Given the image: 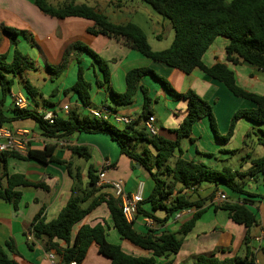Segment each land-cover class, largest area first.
Instances as JSON below:
<instances>
[{
	"label": "trees",
	"instance_id": "16d2710c",
	"mask_svg": "<svg viewBox=\"0 0 264 264\" xmlns=\"http://www.w3.org/2000/svg\"><path fill=\"white\" fill-rule=\"evenodd\" d=\"M150 5L158 14L170 21L175 38L172 45L160 52L152 50L144 31L135 24L128 23L117 25L112 23L101 11L86 4H77L74 0H67L61 5L54 6L49 0H34L35 5L45 15L57 19L78 17L90 20L94 23L89 33L95 36L103 35L118 40L131 49L140 53L143 57L164 63L185 74H190L195 69L203 71L207 76L223 83L236 97L244 98L256 104L253 110H240L231 120L230 128L225 136H222L216 126L213 106L193 90L185 94L177 93L170 82L148 67L135 68L127 72L126 91L117 93L111 88V73L109 63L101 58L94 50L82 41H76L68 45L60 64L47 68L58 78L65 72L72 61L77 62V80L65 94L70 92L77 95L84 108L92 104V83L85 77V67L82 55L87 54L103 74V81L97 80L98 87H106L111 91L114 105L110 106L115 111L119 107H128L134 104L139 90L144 95L143 112L131 125L114 126L112 123L91 117L82 113L77 107L70 109L68 115L59 116L54 124H48L43 116L35 111L15 108L11 110L12 117H8L5 110V100L15 85V79L27 71H35L37 64L18 49V38L24 37L35 45L33 35L27 31H21L1 24V35L7 37L13 48L12 60H8V54H0V88L2 99L0 100V126H7L13 120L33 119L38 124L43 135L50 139L68 138L70 136L86 134H105L120 148L122 155L127 156L150 175L154 187L151 193L138 205V215L157 220L153 213L142 208L144 204H150L152 211L164 210L167 215L162 222L168 221L174 215L196 209L195 214L182 225L178 233L163 232L156 234L150 231L148 234L139 233L134 223H129L123 214L120 200L113 195L102 193L103 188L97 187L98 176L93 166L88 168V183L84 184L82 169L75 167L74 162L61 161L52 155V150L46 147L44 151H29L26 156L16 153L3 155L1 164L7 167L9 158H17L25 161H37L42 164L56 163L66 165L67 172L73 180L72 194L58 217L52 221H46L43 210L33 220L29 233L34 241L29 242L30 247L34 243L41 244L47 253L57 256L59 264H82L89 249L96 245L101 255L111 260V264H155L156 258H164L163 264H173L172 256L181 249L184 238L195 227L205 211V203L208 199L194 201L188 190L198 187L203 183H211L216 186L224 185L228 190L252 197L244 190V180L253 178L258 180L264 177V155L251 161V168L246 172L233 171L230 167L216 170L204 163L187 160L183 157L182 141L192 139V130L196 122L208 118L216 138L227 143L234 135L236 125L242 118L258 125H264V94L248 92L237 84L234 71L224 63H216L207 67L202 59L217 37H225L230 42L226 47L227 60L233 64L247 62L264 71V0H141ZM150 75L159 81L177 99L187 102V115L180 126L173 130L175 140H169L161 135L151 137L146 132L144 120L153 116L152 103L149 89L141 84L144 76ZM25 95L29 102L42 96L41 91L28 80L25 85ZM54 89L52 96L57 94ZM52 105L50 102H46ZM249 137V134L246 136ZM258 144L264 147V130ZM72 157H79L88 162L91 159V149L88 146H69ZM175 154L177 159L171 163ZM0 176V199L12 204L15 208L22 199L21 187H36L48 190L43 182L33 183L22 174H4ZM178 186H181L178 189ZM194 193V192H193ZM215 193L209 197L212 200ZM251 203L247 198L242 203H223L216 209L228 211L230 218L237 224L250 228L257 224V217L247 204ZM105 204L109 210L112 227L120 235L121 239L133 246L151 253L150 257H135L125 253L120 245L108 241L107 225L95 226L82 225L76 233L75 227L80 224L99 206ZM246 244L249 239L246 238ZM61 243H64L63 246ZM9 254L18 255L15 242L8 239L4 245H0V264H20ZM255 255L248 250L247 258L219 260L213 255H201L196 264H254Z\"/></svg>",
	"mask_w": 264,
	"mask_h": 264
},
{
	"label": "crops",
	"instance_id": "0c3cea01",
	"mask_svg": "<svg viewBox=\"0 0 264 264\" xmlns=\"http://www.w3.org/2000/svg\"><path fill=\"white\" fill-rule=\"evenodd\" d=\"M56 5H61L67 0H53ZM77 4H86L101 11L112 23L125 25L132 23L140 27L147 36L148 42L155 52L168 49L175 38V31L169 20L158 14L150 5L141 0H74ZM16 28L27 31L33 35L35 45L31 44L24 37H19L27 45L34 46L39 53V59L43 58L44 65L57 66L60 64L64 51L68 45L76 41H82L94 50L101 58L109 63L111 73V88L117 93L126 91L125 77L128 71L148 67L157 72L160 76L167 79L173 89L179 94H185L193 90L204 100L213 106L216 125L219 133L225 136L230 128L234 114L240 110H253L256 104L233 95L226 86L207 76L203 71L195 69L190 74H185L164 63L151 61L143 57L137 51L131 49L124 43L108 38L103 35H92L89 29L94 23L90 20L78 17H68L57 19L42 13L35 5L34 0H0V26ZM165 41V43H163ZM229 40L225 37H217L208 51L203 56V63L207 67H212L216 63L227 64L236 75L237 84L248 92L264 94V71L257 67L242 62L233 64L227 60L226 47ZM27 47V46H26ZM8 54V60H12L13 48L7 37L1 35L0 29V54ZM38 58V57H37ZM82 62L85 67V77L92 83V104L91 107L102 105H114L111 91L106 87H98L97 80L103 81V74L92 58L83 54ZM78 66L76 61H72L68 69L58 78L49 84L45 78L44 89L40 90L43 94L35 100L29 102V110L41 114L44 110H56L59 116L61 109L69 105L72 109L77 107L80 112L87 114L77 95L64 91L70 88L77 80ZM27 71L22 76L15 79L12 92L5 100L4 110L8 117H12L11 110L15 109L13 95L25 96V82L28 75ZM49 72V71H48ZM50 73V72H49ZM52 75L49 79L52 80ZM29 81V80H28ZM141 84L149 89L150 97L153 100L152 113L156 118V124L160 128L161 136L175 140L176 134L173 130L177 129L187 115V102L177 99L156 79L150 75L142 78ZM54 89L58 92L52 96ZM0 88V100L2 99ZM163 100L166 107V119L161 122L155 108L158 100ZM50 102L52 105H48ZM144 95L139 90L133 105L119 107L116 111L124 116L138 119L143 112ZM13 131L24 132L29 139L30 151H44L46 147L52 150L54 158L61 161L74 162L75 167L82 169L84 184L88 183V168L93 166L96 171L102 169L104 162H110L112 167L107 171V176L111 180H123L126 191L134 193L139 183H143V199L152 191L154 183L146 170L139 167L136 163L125 155H122L118 145L105 134H76L68 138L50 139L46 138L36 121L33 119L13 120L7 125ZM119 127V126H117ZM264 125H258L242 118L238 121L234 135L227 142L219 141L210 124L208 118L200 119L196 122L192 130V140L184 139L188 147L183 157L187 160L204 163L209 167L221 170L230 167L233 171L246 172L252 166L251 161L264 155V147L258 144L261 131ZM247 134L249 137L247 138ZM69 142L68 145H61V142ZM111 141V142H110ZM115 143L117 148L113 146ZM88 146L91 149V159L83 163H76V157H72L69 146ZM178 157L175 154L171 163ZM232 159L239 161L237 167L230 165H220L219 162ZM216 162V163H215ZM8 174H22L33 183L43 182L48 190L36 187H21L22 199L15 208L12 204L0 199V245H4L8 239L15 242L18 255L9 254L20 264H51L47 258V252L41 244L34 243L30 247L27 234L35 217L43 210L46 221L56 219L65 207L72 194L73 180L67 172L66 165L49 163L42 164L37 161H25L17 158H9L7 167L0 164V176L6 183L4 176ZM264 177L255 180L246 178L244 180V190L252 197L234 193L224 185L216 186L211 183H203L194 187L192 199L205 200V211L196 222L195 227L184 238L183 245L179 252L172 256L173 264H196L201 255H213L219 260L239 258L245 260L248 250L255 255L257 264H264V240L261 243H254V238L264 232V190L262 181ZM181 186H178L180 189ZM189 191V190H188ZM102 193L112 195L108 187L101 190ZM194 192V193H193ZM224 193L228 197L229 203H242L247 198L251 203L247 207L256 214L257 224L246 228L244 225L235 223L229 216L228 211L216 209L210 205L209 197L215 193ZM145 211L151 212L157 218L144 217L138 215L134 223L135 229L141 234H148L150 231L161 234L163 232L178 233L184 223L191 219L196 209L184 211L181 215L177 214L168 221H164L167 213L164 210L152 211L150 204L142 205ZM107 225L108 241L120 245L122 250L135 257H150L151 253L139 249L127 241L121 239L117 231L112 227L109 210L105 204L99 206L78 224L74 233L82 225L95 226L97 224ZM246 238L249 244H246ZM63 246L64 243H61ZM164 258H156L155 264H163ZM82 264H111V260L101 255L98 247L93 245Z\"/></svg>",
	"mask_w": 264,
	"mask_h": 264
},
{
	"label": "built area",
	"instance_id": "2783aa9c",
	"mask_svg": "<svg viewBox=\"0 0 264 264\" xmlns=\"http://www.w3.org/2000/svg\"><path fill=\"white\" fill-rule=\"evenodd\" d=\"M13 101L15 108L27 109L29 107V101L27 97L22 95H13ZM70 106H64L60 114L68 115ZM87 114L91 117L105 120L113 123L116 126H127L133 124L136 119L119 114L109 105H102L100 107H88ZM41 115L43 120L48 124H54V121L59 117L56 110H44ZM144 127L149 136L154 137L160 134V128L156 124V118L153 116L144 120ZM69 142H61V145H68ZM29 139L24 132L13 131L7 126H0V164L3 159V155L6 153H16L22 156H26L29 153ZM112 167L110 162H104L101 170L96 175L98 176L97 187H108L112 191V195L120 200V205L123 210L125 219L129 223H135L138 216V205L143 200V183H139L137 190L134 193H128L126 191L125 183L123 180H111L107 176V171ZM262 188L264 190V180L262 181ZM194 188L189 189L188 194H192ZM228 202V197L224 193H219L210 201V205H220ZM190 210V209H189ZM187 211V210H184ZM184 211L178 213L182 214ZM27 239L29 242L34 241L32 234L28 232ZM264 240V232L254 238V243H261ZM47 258L51 264H59L57 256L53 253H47ZM71 264H76L75 262ZM254 264H257L256 260Z\"/></svg>",
	"mask_w": 264,
	"mask_h": 264
},
{
	"label": "rangeland",
	"instance_id": "374dc122",
	"mask_svg": "<svg viewBox=\"0 0 264 264\" xmlns=\"http://www.w3.org/2000/svg\"><path fill=\"white\" fill-rule=\"evenodd\" d=\"M54 6H57L56 3L53 1V0H49ZM19 41V39H18ZM165 43V41L163 42ZM27 46V47H26ZM18 49L25 55H27L28 57H30L32 60H34L37 64V69L35 71H29L28 72V75L24 76V78L26 77V79L29 80V82L36 86L39 90H43L44 89V85L46 84L45 83V78H47V82L50 84L51 81H55L53 79H55V75L47 68L46 65H44V60L43 58H40L39 59V53H38V50L32 46L31 44L30 45H27V43L25 42H22V39H20V44L18 43ZM38 57V58H37ZM50 67H55L53 65H49ZM50 73H49V72ZM52 75V80L49 79V75ZM19 77V76H18ZM155 111L158 115V117L161 119V122L163 123L166 119V107L164 106V102L163 100H158V105L156 106L155 108ZM113 124V123H112ZM114 125V124H113ZM115 126V125H114ZM217 126V125H216ZM111 142V141H110ZM186 141L183 140L181 145H182V149L185 153V150L186 148L188 147V145L185 143ZM113 146L115 148H117L116 144L115 143H112ZM173 160V159H172ZM75 162L76 163H83L85 164V160L82 159V158H79V157H76L75 159ZM172 162V161H171ZM216 163V162H215ZM221 163L220 165H230L232 167H237L239 165V161H233L232 159H227L224 160L223 164L222 162H219ZM207 165V164H206ZM209 166V165H208Z\"/></svg>",
	"mask_w": 264,
	"mask_h": 264
},
{
	"label": "water",
	"instance_id": "95a60500",
	"mask_svg": "<svg viewBox=\"0 0 264 264\" xmlns=\"http://www.w3.org/2000/svg\"><path fill=\"white\" fill-rule=\"evenodd\" d=\"M137 168H139L140 166L138 164L135 165Z\"/></svg>",
	"mask_w": 264,
	"mask_h": 264
}]
</instances>
